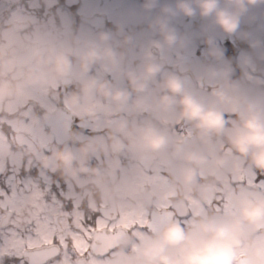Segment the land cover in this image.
Returning a JSON list of instances; mask_svg holds the SVG:
<instances>
[{"label":"flooded vegetation","instance_id":"af4514ba","mask_svg":"<svg viewBox=\"0 0 264 264\" xmlns=\"http://www.w3.org/2000/svg\"><path fill=\"white\" fill-rule=\"evenodd\" d=\"M143 5L144 0H0V137L13 135L4 131V123L25 119L20 110L43 126L45 114L65 121L70 134L58 140L57 133L44 129L47 140L37 150L23 151L13 140L12 152L23 151L22 164L32 165L25 174H43L48 183L63 186L65 206L73 204L84 213L104 212L112 223L96 234L113 235L114 250L95 256L93 236L83 246L78 264L82 259L87 264H141L144 243L168 222L189 231L201 219L238 217L244 197L264 204V173L236 153L226 139L237 119L232 112H224L225 135L203 138L172 115L159 122L171 138L169 150L138 151L133 147V129L154 120L151 89L155 85L143 97L144 106L131 110L138 96L127 80L129 71L152 61L160 66L161 77L175 73L186 87L208 99L226 97V82L218 76L225 71L227 84L264 95V5L253 9L252 18L242 19L231 34L206 31V22L198 17L175 21L178 31L188 37L178 51L166 48L150 30ZM104 35L109 37L107 44L101 42ZM127 39L132 44L125 50ZM33 45L46 54L28 67H17L18 55ZM92 46H111L116 66L107 60L88 62ZM58 60L64 63L63 71L57 68ZM103 83L128 91L130 110L119 111L101 95L98 85ZM15 101L22 103L21 109L7 111ZM122 124L126 125L123 130ZM193 147L206 163L196 170V183L185 186L177 167ZM215 195L223 197L219 210L207 207L209 197ZM59 212V206L51 203L49 216ZM185 215L189 220L182 223L178 216ZM108 240L103 237L102 246ZM160 264H167V257ZM233 264H264V222L247 228L239 238Z\"/></svg>","mask_w":264,"mask_h":264},{"label":"clouds","instance_id":"9594fccd","mask_svg":"<svg viewBox=\"0 0 264 264\" xmlns=\"http://www.w3.org/2000/svg\"><path fill=\"white\" fill-rule=\"evenodd\" d=\"M260 5H264V0H175V3L163 5L160 0H144L143 12L145 19L150 21V30L159 35L162 44L178 51L185 46L188 37L178 31L175 21L198 17L206 22V31L219 29L231 34L237 31L242 19H251L249 13ZM100 39L105 44L109 41L107 35ZM131 44V39H127L123 47L127 50ZM86 59L90 63L107 60L116 66V55L111 46L103 49L92 46ZM64 67L63 61L58 60V70L63 71ZM160 74V66L152 61L127 73L130 88L138 96L131 110H140L144 106L143 97L150 92V86L155 85L151 89L154 120L133 129L136 136L133 147L136 150L157 154L167 152L171 138L159 122L172 115L190 125L201 138L225 135L224 112L230 111L237 119L227 132L228 143L252 167L264 173V95L227 84L229 73L226 71L218 74L226 82L223 100L200 95L186 87L175 73L162 77ZM98 91L105 98H110L119 111L130 110L128 91L116 90L108 83L98 85ZM125 127L121 125L122 130ZM205 163L200 151L194 147L189 149L177 167L179 179L185 186H193L196 170ZM260 222H264V204L249 197L241 199L240 214L236 218L201 219L189 231L179 223L168 222L144 243L140 252L141 264H160L165 257L167 264H233L239 238L247 228Z\"/></svg>","mask_w":264,"mask_h":264},{"label":"snow or ice","instance_id":"6c2138e0","mask_svg":"<svg viewBox=\"0 0 264 264\" xmlns=\"http://www.w3.org/2000/svg\"><path fill=\"white\" fill-rule=\"evenodd\" d=\"M63 192V186L48 183L38 173L0 172V264H78L89 238L112 227L104 212L84 213L73 204L65 206ZM26 194L59 206L60 212L54 217L38 214L28 229L16 228L10 214ZM222 204V195H215L207 207L219 210ZM178 218L182 223L189 220L187 215Z\"/></svg>","mask_w":264,"mask_h":264},{"label":"rangeland","instance_id":"374dc122","mask_svg":"<svg viewBox=\"0 0 264 264\" xmlns=\"http://www.w3.org/2000/svg\"><path fill=\"white\" fill-rule=\"evenodd\" d=\"M1 10V8H0ZM1 44V43H0ZM0 51H2L0 46ZM3 89V88H1ZM0 89V97L3 94ZM22 103L10 102L7 107V111H17L21 109ZM20 115H25V119L10 121L7 125L13 130V135L17 140L16 144L22 147L23 151L33 152L38 149V146L44 144L47 138L42 134L45 133L44 126L41 121H35L30 119L26 111L20 110ZM28 117V119H26ZM13 149V148H12ZM8 139L0 137V172H18L25 174L27 169H30L32 165L22 164L24 153L21 151L18 155L12 152ZM48 182V178L43 174L40 175ZM51 203H46L42 198L35 194H26L19 198L18 209L15 211L14 225L18 229H28L32 218L38 214H46L49 216V210Z\"/></svg>","mask_w":264,"mask_h":264},{"label":"water","instance_id":"95a60500","mask_svg":"<svg viewBox=\"0 0 264 264\" xmlns=\"http://www.w3.org/2000/svg\"><path fill=\"white\" fill-rule=\"evenodd\" d=\"M40 54H44L42 53L41 48H38L37 46H33L32 48H30L29 50L22 52L19 54L17 60H16V65L19 67H27L30 64H32L34 62V60L40 55ZM45 120H46V124L47 126L52 129L55 133H59L61 135L64 136V133H69V130L66 126L65 121H56L52 119V116L46 115L45 116ZM7 215H9V213H7ZM12 216V213L10 214V218ZM101 237V234H97L95 241H94V245L97 243V240ZM113 245L108 244V246H106L104 248V250L102 249H96V248H92L93 252L96 255H103L106 254L108 252H110L112 250ZM80 264H87L85 260H82L80 262Z\"/></svg>","mask_w":264,"mask_h":264}]
</instances>
